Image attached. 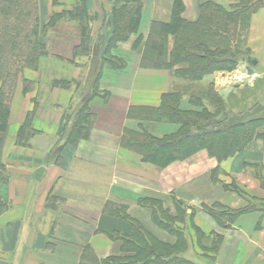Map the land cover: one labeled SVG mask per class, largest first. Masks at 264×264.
<instances>
[{"label":"crops","instance_id":"1","mask_svg":"<svg viewBox=\"0 0 264 264\" xmlns=\"http://www.w3.org/2000/svg\"><path fill=\"white\" fill-rule=\"evenodd\" d=\"M116 1L121 0H85L87 9L97 16L89 56L74 57L81 32L76 23H70L65 30H57H63L60 37L70 40V51L68 47L61 52L52 49L53 59H41L39 70L26 71L18 82L2 152L0 199L8 207L0 216V264H84L87 254L102 264L121 259L123 247L136 235L137 223L144 220L156 236L172 242L154 224L153 209L144 205L146 201L151 202L149 206L157 204L155 209L163 205L174 216V205L181 209L182 218L175 226L183 233L184 260L264 264L263 139H255L245 151L223 161L201 150L165 168L144 162L140 154L122 145L127 131L156 139L177 135L181 125L143 116L146 110H159L165 94L183 88L185 111L198 102L216 113L217 104L206 100L213 84L223 106L217 114L220 120L228 122L259 107L264 119V8L252 16L248 34V48L257 62L252 79L230 83L227 79L232 73L219 72L191 85L171 72L141 70L134 56L127 55V69L121 70V51L126 50L121 44L110 52L111 59L119 62L117 67L102 56L104 48L98 38H109L108 22ZM141 1L139 34L147 38L154 22L170 20L174 0ZM183 2L187 16L194 19L189 11L193 0ZM43 4L46 0H41ZM57 4L70 10L75 2L59 0ZM98 47L102 50L99 58L95 55ZM102 58L109 62L104 64ZM247 65L242 63L234 72L249 70ZM24 78L35 84L31 95L24 93ZM55 81L71 86L54 87ZM93 94L97 96L89 100ZM34 99L32 129L36 134L27 144H19ZM88 100L95 124L90 136L73 146L68 134ZM257 133H264V125ZM121 204L129 209V219L121 211L110 212L121 209ZM230 212L241 214L231 220L220 217ZM104 218L127 222L131 233L105 231Z\"/></svg>","mask_w":264,"mask_h":264},{"label":"trees","instance_id":"2","mask_svg":"<svg viewBox=\"0 0 264 264\" xmlns=\"http://www.w3.org/2000/svg\"><path fill=\"white\" fill-rule=\"evenodd\" d=\"M264 8V0H237L235 4L209 1L200 4L196 21L189 22L182 16L185 6L182 0H175L172 15L168 22H154L149 36L143 41L139 35L143 3L141 0L116 1L108 22L112 29L109 38H98L108 55L119 44L126 43L137 35L133 45L134 52H141L140 66L143 69L171 72L177 80L198 84L217 72H234L241 63L253 67L254 59L248 48V33L252 16ZM37 0H0V175L3 147L9 130L11 105L19 80L26 71L37 72L41 59L48 57L44 43L40 42L41 24L37 16ZM97 20L87 9L85 0H79L70 10H64L49 19V24L58 21L76 23L81 35V43L74 50V57L89 56L93 45L92 24ZM46 28V27H44ZM173 40V41H171ZM173 43V47H171ZM117 67L119 62L110 61ZM121 63V69L124 68ZM27 85L35 84L24 79V93H29ZM54 87L69 89V82L55 81ZM183 89L162 97V106L157 111H144V118H156L181 125L177 135L156 139L146 133L127 131L122 140L124 148L140 154L143 161L159 168H165L176 161H184L206 150L208 154L223 161L246 150L255 139H263L258 134L264 125L260 118L261 108L231 120L216 121L208 109L199 104L198 109L182 110ZM191 89V88H190ZM188 89V90H190ZM33 92V91H32ZM97 96L93 94L89 100ZM80 109L68 134V143L78 145L87 139L95 124L96 116L91 112L88 102ZM206 100L211 105L221 104L217 95L210 92ZM28 113L20 130L18 143L27 144L36 131L32 129L37 102ZM220 114L217 109L216 115ZM262 117V116H261ZM64 128L62 132H64ZM7 204L0 199V216L7 210ZM177 216L169 209H153L154 224L172 238L164 242L146 226L137 223L136 235L123 247L121 259H111L103 264H194L182 258L184 253L183 233L175 222L182 218L181 209ZM245 212V211H243ZM241 214L223 213L220 217L235 218ZM123 216L129 219L128 215ZM227 219V218H226ZM130 224L123 220L104 218L103 229L107 232L124 230L131 233ZM218 245L215 243V248ZM84 264H102L87 254Z\"/></svg>","mask_w":264,"mask_h":264},{"label":"rangeland","instance_id":"3","mask_svg":"<svg viewBox=\"0 0 264 264\" xmlns=\"http://www.w3.org/2000/svg\"><path fill=\"white\" fill-rule=\"evenodd\" d=\"M60 1H63V0H60ZM68 1H70V2H72V1H74L75 2V4H77L78 2H79V0H68ZM183 1V0H182ZM209 1H217V2H219V3H224V5L225 6H230V5H232V4H235L236 2H237V0H193V2H192V5L189 7V11H191L192 13H191V16H195L194 17V19H191V18H189V16H187V14H186V12H187V7H186V5L184 4V2H183V4H184V6H185V11H184V13H183V18L185 19V20H187V21H189V22H194V21H196L197 20V18H198V16H199V6H200V4H202V3H205V2H209ZM40 2H41V0H37V8H38V11H37V16L39 17V21H40V24H41V30H40V36H41V39H40V42L41 43H44L45 44V47H46V50H47V52H49L48 54V58H54V56H52V54L50 53L51 52V50L52 49H55V50H57V51H62L63 50V48L64 47H68V49H69V47L71 46L69 43H68V41H70L68 38H66V37H60V35L62 34V32H63V30H61V31H57L58 29H66V26L65 25H68V24H70V23H73V22H68V21H65V22H63V21H61V22H57L56 24H54V25H52V24H49L48 25V23H49V19L50 18H52L55 14H60L61 12H63L64 11V9L66 8V7H62V6H60L59 4H57L58 2H59V0H46V2H47V4H43V6H41L40 5ZM51 2H53V5L51 6ZM174 2H175V0L173 1V5H174ZM164 4H162V6H163ZM164 7V6H163ZM173 8V7H172ZM187 13H189V12H187ZM195 14V15H194ZM44 27H46V28H44ZM110 28V27H109ZM110 30V32L108 33V35H109V37H110V35H111V32H112V29L110 28L109 29ZM249 34V33H248ZM140 35V34H139ZM142 38H143V41L146 39V37H144L143 35H140ZM149 36V35H148ZM136 39H137V35L136 36H132L130 39H129V41L128 42H126V43H121V48L122 49H126V50H122L121 51V56H122V58H121V63H124V68L123 69H121V70H125V69H127V66H128V62H126V59H128V56H134L136 59L137 58H139V65H138V67L141 69V70H148V71H160V72H167V71H164V70H153V69H143V68H141V66H140V62H141V58H142V53L141 52H134L133 51V45H134V43H135V41H136ZM101 41H102V43L104 44V39H101ZM171 41H173V40H171ZM172 45H171V47H173V43H171ZM99 48V49H98ZM97 48V50H95V55L99 58V56H98V53H100V52H102V50H101V48L100 47H98ZM67 49V50H68ZM69 51H70V49H69ZM75 51V50H74ZM74 51L72 52L73 54H74ZM91 52H93V51H91ZM65 54V53H64ZM63 54V55H64ZM128 55V56H127ZM102 56L104 57V56H107V57H109L110 58V60L109 61H111V54L109 53L108 55H103L102 54ZM123 57H125V59L123 58ZM252 57H253V54H252ZM97 58V59H98ZM99 60V59H98ZM105 60H107L106 58L105 59H103L102 58V61H104L103 63L105 64V63H107V62H109L108 60L105 62ZM114 60H115V58H114ZM115 61H117V60H115ZM242 64V63H241ZM240 64V65H241ZM239 65V66H240ZM110 66V65H109ZM112 66V65H111ZM239 66H238V68H239ZM248 66V68L249 67H251V65L249 64V65H247ZM237 68V69H238ZM236 69V70H237ZM255 69V68H254ZM256 70V69H255ZM217 73H219V72H217ZM223 73H228V72H223ZM215 74V73H214ZM214 74H212V75H214ZM211 75V76H212ZM209 77V76H208ZM207 78V77H206ZM25 79V78H24ZM203 81V80H202ZM62 82H65V81H62ZM34 86L33 85H27V90H28V92L29 93H27V94H32V93H34L35 92V89L33 88ZM60 88H63V87H60ZM63 89H66V88H63ZM33 91V92H32ZM207 92H208V96H209V94H210V92H213V93H215V91H214V85L213 84H211L210 86H209V88H208V90H207ZM216 95H217V93H215ZM217 98L219 99V101H221V98L219 97V95H217ZM183 99V98H182ZM36 102H37V100L36 99H34ZM197 106H199L198 105V102H194V108L195 109H198V107ZM217 106V109L220 111V107L221 108H223V106L221 105V104H217L216 105ZM194 108H190V110H195ZM207 108V107H206ZM181 109H182V106H181ZM208 109V108H207ZM183 110V109H182ZM208 111L210 112V114L212 115V116H216V118H215V120L216 121H222V120H220V118H218L219 116L218 115H216V113H215V111H213V110H210V109H208ZM222 112V111H221ZM73 146H75V145H73ZM77 146V145H76ZM150 203L151 202H149V201H146V202H144V205L148 208V209H155V205H157V204H151L152 206H149L150 205ZM140 205H141V203H140ZM125 207H127L126 205H123V204H121V209H115V208H111V209H109L110 210V212H113V213H117V211H121V213L122 214H125V215H130L129 214V209H125ZM151 207V208H150ZM174 207H175V209H178V208H176V205H174ZM158 209H164V206L163 205H161V206H159L158 207ZM131 216V215H130ZM129 216V217H130ZM132 218V217H131ZM144 221H146V220H144ZM144 221H139L138 223L140 224V225H142V226H146V224H145V222ZM148 222V221H147Z\"/></svg>","mask_w":264,"mask_h":264},{"label":"built area","instance_id":"4","mask_svg":"<svg viewBox=\"0 0 264 264\" xmlns=\"http://www.w3.org/2000/svg\"><path fill=\"white\" fill-rule=\"evenodd\" d=\"M251 79L252 77L248 75L247 71L242 70L229 75L227 80L230 83L244 84L249 82Z\"/></svg>","mask_w":264,"mask_h":264},{"label":"water","instance_id":"5","mask_svg":"<svg viewBox=\"0 0 264 264\" xmlns=\"http://www.w3.org/2000/svg\"><path fill=\"white\" fill-rule=\"evenodd\" d=\"M256 65H257V62L254 61V62H253V66H256ZM249 75H253V70H249Z\"/></svg>","mask_w":264,"mask_h":264}]
</instances>
